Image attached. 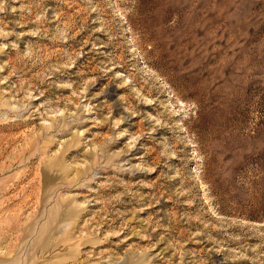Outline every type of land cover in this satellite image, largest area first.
<instances>
[{
	"label": "rangeland",
	"instance_id": "obj_1",
	"mask_svg": "<svg viewBox=\"0 0 264 264\" xmlns=\"http://www.w3.org/2000/svg\"><path fill=\"white\" fill-rule=\"evenodd\" d=\"M0 264H264V0H0Z\"/></svg>",
	"mask_w": 264,
	"mask_h": 264
}]
</instances>
